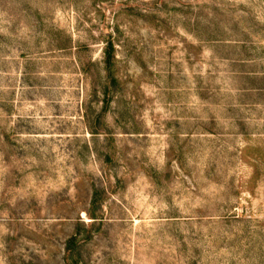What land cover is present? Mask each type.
<instances>
[{
	"label": "rangeland",
	"instance_id": "rangeland-1",
	"mask_svg": "<svg viewBox=\"0 0 264 264\" xmlns=\"http://www.w3.org/2000/svg\"><path fill=\"white\" fill-rule=\"evenodd\" d=\"M0 264H264V0H0Z\"/></svg>",
	"mask_w": 264,
	"mask_h": 264
},
{
	"label": "trees",
	"instance_id": "trees-1",
	"mask_svg": "<svg viewBox=\"0 0 264 264\" xmlns=\"http://www.w3.org/2000/svg\"><path fill=\"white\" fill-rule=\"evenodd\" d=\"M116 63V45L113 39H110L106 47L104 49V67L105 71L107 72V78L114 82L116 80V76L114 73V67ZM94 218V217H93Z\"/></svg>",
	"mask_w": 264,
	"mask_h": 264
}]
</instances>
